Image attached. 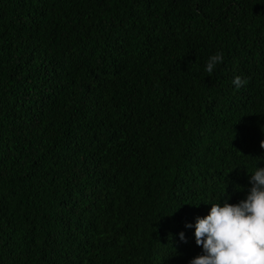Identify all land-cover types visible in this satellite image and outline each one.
I'll return each instance as SVG.
<instances>
[{
	"label": "trees",
	"instance_id": "1",
	"mask_svg": "<svg viewBox=\"0 0 264 264\" xmlns=\"http://www.w3.org/2000/svg\"><path fill=\"white\" fill-rule=\"evenodd\" d=\"M261 140L264 0H0V264H190Z\"/></svg>",
	"mask_w": 264,
	"mask_h": 264
},
{
	"label": "clouds",
	"instance_id": "2",
	"mask_svg": "<svg viewBox=\"0 0 264 264\" xmlns=\"http://www.w3.org/2000/svg\"><path fill=\"white\" fill-rule=\"evenodd\" d=\"M222 61L223 54L219 52L209 57L205 69L209 76ZM247 83L240 76L233 79L237 89ZM260 147L264 149V140ZM249 182L251 187L245 199L236 204L227 199L223 205L212 203L208 215L196 218L195 243L203 253L190 264H264V168L258 167ZM179 236L187 243L183 232Z\"/></svg>",
	"mask_w": 264,
	"mask_h": 264
}]
</instances>
